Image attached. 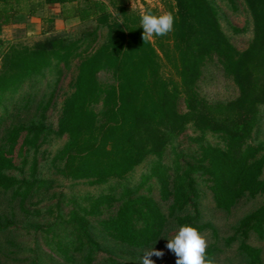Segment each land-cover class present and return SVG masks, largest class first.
I'll use <instances>...</instances> for the list:
<instances>
[{
	"label": "trees",
	"instance_id": "1",
	"mask_svg": "<svg viewBox=\"0 0 264 264\" xmlns=\"http://www.w3.org/2000/svg\"><path fill=\"white\" fill-rule=\"evenodd\" d=\"M161 1L173 17L172 29L146 40L140 14H163L158 7L145 4L143 11L136 10L129 0H42L40 4L69 5L61 18L78 19L76 30L57 32L55 19L49 17L44 38L32 44H0V103L11 100L27 82L48 74L56 75L58 82L65 71L73 72L56 130L47 124L55 106L51 91L2 137L0 194L8 196L14 211L18 205L30 212L27 202L51 187L50 181L36 176V154L51 134L66 136V141L52 155L50 167L63 178L92 185L124 179L154 157L140 186L155 178L160 201L150 194L135 195L139 186L125 189L120 197H91L87 206L78 205L67 218L60 215L59 225H49L47 238L51 252L62 259L59 264H93L105 249L103 243L119 246L123 254H118L127 257L111 264H141L143 252L157 248L174 227L190 224L200 233L211 228L200 221L198 211L187 212L192 196L198 197L197 177H204L216 209L227 214L244 199L262 198L227 239V244L238 242L246 264H262V249L250 239H264V147L249 139L264 107V0H243L253 30L244 49L225 33L216 0ZM225 1L239 10L236 0ZM37 8L30 0H0V27L14 24L20 14L33 15ZM230 29L234 34L247 31L233 24ZM209 64L232 81L237 97L211 104L200 94L198 82ZM26 104H32L31 99ZM188 123L199 131L191 138L188 160L183 166L176 154L169 166L165 150ZM208 133L220 142H206ZM31 152L35 157L30 177L16 176L17 160L26 165ZM6 221L0 211V235ZM217 254L216 245L205 248L208 264H216Z\"/></svg>",
	"mask_w": 264,
	"mask_h": 264
},
{
	"label": "rangeland",
	"instance_id": "2",
	"mask_svg": "<svg viewBox=\"0 0 264 264\" xmlns=\"http://www.w3.org/2000/svg\"><path fill=\"white\" fill-rule=\"evenodd\" d=\"M239 5L238 11H233L225 0H216L221 9V25L231 41L239 48L244 49L253 37L252 23L250 16L246 11L243 0H236ZM129 4L136 10L143 11L145 4H149L164 14L165 10L161 0H129ZM25 18L20 17L15 22V27L10 30L12 41L32 44L35 41L45 37L37 35L33 26L30 35L27 34L28 27L25 25ZM230 24L237 27H247V31L240 34H234L230 29ZM57 32H74L76 24L72 20L67 23H61ZM40 37V38H38ZM37 39V40H36ZM73 72L65 71L63 76L57 82V76L48 74L46 78L38 82H27L9 101L0 103V144L7 128L18 118L31 115L38 101L47 92L54 91L55 106L47 114V124L52 130H56L58 118L61 112V106L65 95L69 92V84ZM102 80L107 79L105 74H101ZM199 92L205 97L208 103L229 101L237 97L238 90L231 80L227 79L221 69L215 64H209L204 69L203 75L198 82ZM31 99L32 104H26ZM199 135L192 123H188L185 132L173 143L168 145L164 154V161L172 166L176 154H180L183 166L194 143L191 138ZM66 136H56L51 134L48 141L45 142L36 154L38 159L36 176L51 182V187L47 190L41 189L30 201L27 202V210L23 211L18 205H15V211L12 209L14 204H8V196L0 194V211L5 213L8 221L6 229L0 235V260L2 264H59L62 262L60 256L51 252V246L47 243V238L51 236L49 225H59L62 215L67 218L70 211L77 208L78 205L87 206L91 197L101 194H114L120 197L125 189L136 190L140 186L142 177L149 172L153 156L146 158L137 166L126 178L113 179L104 184L92 185L85 181H75L55 173L50 167L52 155L63 146ZM206 142L218 144L219 138L208 133ZM249 143L253 145H263L264 147V107L259 112L257 127L252 133ZM34 152L28 156V162L22 166L21 159L17 160L20 169L14 174L20 178L30 177L32 164L34 161ZM198 197L192 196L191 203L187 212L195 215L198 211L202 223H209L213 228H206L201 234L206 239V247L214 244L218 248L216 264H246L239 255L237 247L238 242L227 244V239L233 235L234 227L239 219L253 210L262 198L244 199L229 214L216 209L208 183L204 177H197ZM150 194L157 201H160L159 184L155 178H151L144 185L140 186L135 195ZM134 196V195H132ZM113 209L105 211L107 216ZM173 233V232H172ZM170 236V234H169ZM168 236V237H169ZM167 237V238H168ZM167 238L162 239V243L155 249L163 252L162 256H151L155 264H175V255L166 249ZM252 244L262 249V264H264V239L259 240L255 237L250 239ZM105 249L97 253L93 264H111L112 260L123 262L127 257H121L122 250L112 243H103Z\"/></svg>",
	"mask_w": 264,
	"mask_h": 264
},
{
	"label": "clouds",
	"instance_id": "3",
	"mask_svg": "<svg viewBox=\"0 0 264 264\" xmlns=\"http://www.w3.org/2000/svg\"><path fill=\"white\" fill-rule=\"evenodd\" d=\"M139 26L142 27L144 40L156 35H164L172 29L173 17L171 13L156 15L150 10L141 12ZM165 237V236H163ZM166 249L175 257V264H208L205 259L206 239L198 229L190 224L174 227L173 233L167 238ZM162 256L163 252L155 248L145 250L139 260L141 264H155L151 256Z\"/></svg>",
	"mask_w": 264,
	"mask_h": 264
},
{
	"label": "crops",
	"instance_id": "4",
	"mask_svg": "<svg viewBox=\"0 0 264 264\" xmlns=\"http://www.w3.org/2000/svg\"><path fill=\"white\" fill-rule=\"evenodd\" d=\"M32 3L37 4L38 8L35 11L33 15H25V14H20V16L25 18V25L28 27V32L27 34L30 35L29 31H31V27L33 26L35 29V33L39 35L40 37L43 36V33L48 29L49 23L47 22V19L49 17L54 18V23L53 27L54 30L59 29L61 26V23H67L69 20H72L74 24H78L79 21L76 18H71V19H64L61 18V11L63 9L70 8V6H66L65 8L61 5L58 4H40L42 0H30ZM15 27V23L9 26H3L0 27V44L5 41H12L13 37L10 36V30ZM38 37V38H40ZM37 40V39H36Z\"/></svg>",
	"mask_w": 264,
	"mask_h": 264
}]
</instances>
